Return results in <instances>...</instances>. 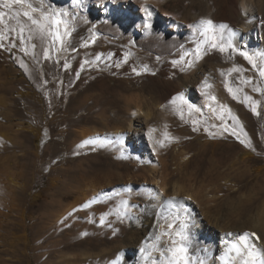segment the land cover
Listing matches in <instances>:
<instances>
[{"label":"rangeland","instance_id":"1","mask_svg":"<svg viewBox=\"0 0 264 264\" xmlns=\"http://www.w3.org/2000/svg\"><path fill=\"white\" fill-rule=\"evenodd\" d=\"M144 1L45 0L46 8L69 13L73 30L66 48L59 53L53 52L50 60L41 56L42 62L49 65L46 67L51 69V77H58L65 64L70 67L80 59V62L94 64L93 71L100 73L95 79L106 88L120 79L130 83L129 89H117L119 97L124 100L116 117L124 131L144 121L147 114L150 119L157 115L156 106L147 103L151 94L158 95L161 105H166L175 96H182L185 100L179 91L187 86L193 91V100L201 103L197 92L201 82L206 80L216 88L221 85V92L211 89L216 97L215 106L201 103L198 108L195 105L200 112L193 111L189 114V121L182 119L176 127L170 128L179 136L169 142L171 154H175L178 144L187 146L191 152L185 158L196 153L198 156L192 158L194 166L202 165V173L191 166L168 174L176 167V161L171 159L167 160L168 169H161L160 158L145 142L148 121H144L139 126L140 139L131 140V144L136 147L137 141L143 139L145 147L139 154H133V160H124V163L103 169L99 173L100 180L109 177L110 184L107 186L108 183L100 181L102 188L87 197L84 192L87 183L79 186L76 171L82 161L95 158L101 150L95 144L76 138L74 131L87 129L102 133L106 126L117 123L107 121L108 124H103L99 112L86 114L91 117L88 123L71 125L62 119L63 116L59 118L53 114L47 117L42 106L44 96L42 99L38 91H31L25 73L30 59L20 49L26 45L16 40L13 48L5 41L6 47L0 48V264H150L141 249L150 251L151 257L158 261L160 249L169 244V238L163 236L156 249L150 246L157 243L155 238L158 235L167 231L170 218L165 221L162 216L166 214L165 201L170 197H176L178 206L187 209L190 215L189 251L193 256L204 260L207 243L220 254L227 238L237 239L245 232L256 233L264 249V190L259 185L264 184V176L258 180L254 171L255 166L264 168V134L262 139L255 134L258 127L264 132V119L260 118L264 111V94H253L259 101V115L247 111L248 114L242 116L244 120L237 116V120H232L225 115L230 131L223 134H220L222 129L213 127L222 123L218 118V105H227L231 110L236 106L246 111L239 97L233 99L224 87L226 79L234 87L252 73L261 88H264V79L239 52L228 58V53L218 52L219 56H216L217 52L212 51L192 67L186 66L188 57L174 66L172 62L180 60L177 50L150 45L147 33H143L145 24L138 26L140 6L147 4ZM31 2L39 7V0ZM159 2V7H152L158 16L157 31L163 39L171 41L193 36L189 25L201 19L227 24L234 11L238 14L239 26L244 17L258 14L260 3L264 4V0H246L243 10L242 0ZM162 9L170 16H165ZM9 23L15 25L14 21ZM116 31L130 33V37L120 38ZM24 35L27 37L28 33ZM12 37L15 38V33ZM43 46L42 43V49ZM84 52L89 54L82 56ZM246 52L256 58L258 65L264 66L261 54L251 50ZM79 53L82 55L78 56ZM97 56L100 59L97 60ZM144 66L147 71L143 70ZM234 66L244 71L221 75V71L227 73ZM27 91L33 94L30 98L22 94ZM60 94V91L56 92V95ZM56 95L52 94L51 101L57 99ZM112 110L110 108L105 115L109 116ZM193 120L198 123L194 125ZM194 127L198 130L194 131ZM210 132L213 135H209ZM245 150L254 156L256 163H247L243 159ZM107 155L114 154L109 152ZM243 182L247 183L240 187ZM148 187L159 188L157 192L162 195L147 194ZM82 194L86 197L83 198ZM122 198L132 207L120 220L116 219V209ZM49 201L51 206L44 208Z\"/></svg>","mask_w":264,"mask_h":264},{"label":"bare ground","instance_id":"2","mask_svg":"<svg viewBox=\"0 0 264 264\" xmlns=\"http://www.w3.org/2000/svg\"><path fill=\"white\" fill-rule=\"evenodd\" d=\"M144 2H147V4L144 3L145 4L144 6H140L138 26H140L143 23L145 24L143 33L145 34L147 33L146 35H148V40H149L148 43L156 47L169 48L168 50L175 49L177 50V56L180 58L181 55H183L185 48L190 49L193 47V44L191 43L193 36H190V37L184 36L181 39H175V41L163 39L161 36V33L157 31L158 29L156 27V22L158 18L157 13L153 11L152 9L153 6L159 7L161 1L159 2V0H146ZM232 4H233V7L235 8V3L233 1H232ZM246 5H247L246 0H242L243 10L246 7ZM209 8L210 7H208V10H211ZM259 8L260 10L258 11V14L253 15L252 13L251 16L244 17L243 20L239 23V26L237 25L238 24V18H237L238 14L235 11L233 13V16L230 18V20L226 22L229 28H231L236 33V35L233 37V43L238 50L237 52L251 50L255 54L259 53L261 55H264V12H263L264 4L260 3ZM162 13L167 17L170 16V14H168L167 10L165 9H162ZM116 32H117V35L120 36V38L130 37V33L122 32V31H116ZM33 43L37 45L35 49V56L33 55L32 50L29 48V53L26 56L28 59H30V64L26 66L25 73L27 75L28 81L30 82L31 91L32 89L38 91L40 93L38 96H40L41 98L44 96V100L42 101V106H43L44 112L46 113L45 115L47 117L53 114H55L56 117H59V118L63 116L62 119L63 120L66 119L65 120L66 123L68 125H71L72 123L74 124H78L81 122L88 123L91 121V117L86 116V114H91L93 112H99L103 116V117L101 116L102 120L104 121L103 124H106V123L108 124V122L109 123L114 122V123H117L118 126L120 125L118 124L120 122L116 116L120 111V107H121L120 104L122 100L124 99L123 97H119L120 95L117 92V89H123V90L129 89L131 86L130 83H128L127 81L123 82L120 79L118 80V83L116 84L113 83L110 88H106L103 83H100V84L97 83V80L95 78L100 77V73L93 71L94 64L93 63H83L82 61L80 62L79 61L80 59L79 60L77 59L76 62L72 64L70 67L64 66L60 70V74L58 77H54V76L51 77L49 76L51 69H47L49 65L48 64L46 65L45 62L43 63L41 59L42 58L41 57L42 56V42L38 39H34ZM216 52L217 51H214V53ZM86 54H89V52L87 53L84 52L83 55L79 53L78 56L79 55L84 56ZM207 54L211 55L212 52H209ZM216 56H219L218 52L216 53ZM190 77L191 75H189V78ZM248 78H251L254 81V83L260 87V83H257L258 81L255 79L254 76H252V73L248 74ZM205 82H207V84H210L206 80L201 82L197 86L198 96H200L201 98V103H204V104L206 103V105L209 104L211 107L215 106L216 101L210 100L209 94L214 95L211 89L216 88V86L210 84L211 85L210 88L205 87ZM252 87H253L252 84L246 85V86L243 85L242 86L243 92L238 95L240 99V103L244 104L243 106L246 107V111H241V109H239V107H236V106L232 107L233 115L237 116L239 120L240 119L244 120L242 116H244V114H248L247 111L248 112L252 111L251 104L243 101V95L247 94L251 96L253 100L256 101L255 98L257 97L256 95H253L254 91H252ZM220 90H221V85H217L216 91L221 92ZM31 91H27V93H22V94L25 96H29L30 98V96L33 95ZM59 91L62 93L60 94V96L56 95V92L58 93ZM179 92H181V94L179 93L180 95H183L185 97V100L188 102V104H191L193 106L196 105L198 108H201L202 104L198 102L196 103L193 100L194 98L192 96L193 91L191 92L190 90H188L187 86L185 89ZM52 94L57 96V99L55 101H51ZM148 100L149 101H147V103L151 105H155L158 111L156 112L157 115L152 117L151 119L149 118L150 117L149 114H147L144 118V121H148V133L145 138L146 141L145 140L144 141L146 142V144L147 142L149 143L147 145L151 146V149L160 158L162 162L161 169H163L164 171L168 169L167 160L171 159V160L176 161V167L173 170H170L168 174H171L170 172L176 171L178 168L184 170L191 166L196 167L197 169L196 172L202 173V170H203L202 165L197 164V166H194V160L192 158H195L198 156L196 153H193L192 155L188 157V159H186L185 158L186 155H188L191 152V150L188 149V147L183 144H178L177 149H175L176 150L175 154H171L170 149H169V141L164 139L165 132H167L169 136L173 139H175L176 137H179L177 136L178 135L177 133H173L172 131H170V128L176 127L179 121H182L180 115L175 110L174 106L169 104V102H167L166 105L164 104L161 105L160 97L155 94L153 95L151 94ZM177 103H179V101ZM32 105L33 107H35L34 101H32ZM110 108L114 110L111 111V114L109 116L105 115L106 114L105 112L110 111ZM183 110H184L183 121H186L189 119V112L187 109V104L183 105ZM82 112H84L85 114L84 115L81 114ZM71 114H73L74 116H72L71 118H66V116L71 115ZM260 118L262 120L264 119V111L261 112ZM144 121L138 122V124H136L137 126H134L133 128H131L130 126L128 131L122 130L121 127L120 126L118 127L117 125L110 126V124L109 126L105 125L107 129L102 133H98V131H95V130H87V129L86 130L83 129L81 131L73 130L76 133L75 135L76 138L79 137L85 143H90L92 145L95 144L97 145L98 149L101 150L95 155V158L94 157L89 158L86 160V162L82 161L80 165H78V167L80 166V168L77 169L76 171L77 173H79L77 175L78 181H80L79 186L83 183L86 185L87 183V187L84 190V192L87 193V197L88 196L92 197L93 195L97 194L99 189L102 188V185H99L100 181H102L100 180L101 176H99V173H101L103 169H105L108 165L116 166V165H119L120 163H124V160H128V159L133 160V154L134 155L139 154L140 149L141 148L143 149L145 147V143H142L143 139L141 141H137L138 145H136V147H133V144H131V140L133 139L137 140L140 137L139 126L141 125V123L143 124ZM250 125L253 128L254 126L253 123ZM258 128L259 130L255 129V134L258 135L260 139H262L263 134H264L262 130L263 128L262 127H258ZM157 130L158 132H156ZM129 132H131V134H128ZM75 141L77 140H74V142ZM160 141H164V146H161ZM109 152H112V154L114 155L108 156L107 153ZM248 152H249L248 150H245L242 152L244 154L243 159L247 163L255 162L254 156H251ZM245 154H248V155H245ZM118 156H121V158L118 159ZM254 171L256 174V178L258 180L261 179L262 176H264V168H261L260 166H257V167L255 166ZM106 173L108 175L110 174L108 172ZM173 175L174 174H172V176ZM212 175L213 174H211L210 177H212ZM102 178L104 179L106 177L103 176ZM110 181L111 179H109L108 177V179H105V181L103 180L102 182L104 184L108 183L107 184L108 186L110 184L109 183ZM246 183L247 182H243L240 187L245 186ZM259 185L264 190V184L262 183ZM158 190L157 188H154V187H150V188L148 187L146 189V193L147 194L152 193L154 196H157L155 195V193H157ZM84 196L86 197V194ZM47 206H51L50 201L48 202L47 205L44 206V208ZM231 237H234V236H231ZM228 239L229 238H227L226 241H229ZM230 240L234 241L236 239L233 238ZM226 241L224 243V247H222L223 251L220 254H219V251L217 252L215 250L212 244H209V243L205 244L207 246L205 257H204L205 264H215L219 262L221 263L219 257L225 251ZM258 247L261 249L262 252H264V249L262 245L260 244V241H258Z\"/></svg>","mask_w":264,"mask_h":264},{"label":"snow or ice","instance_id":"3","mask_svg":"<svg viewBox=\"0 0 264 264\" xmlns=\"http://www.w3.org/2000/svg\"><path fill=\"white\" fill-rule=\"evenodd\" d=\"M0 48H5V41L11 44V47H16V40L22 42L26 46L21 47V51L28 55L29 48L32 50L35 56V49L37 45L32 43L34 39H38L43 43L42 56L45 60L52 59L53 52L59 53L63 51L68 43V37L72 32V22L68 18L69 13L65 11H57L53 8L45 7V0H39V7L33 5L31 0H0ZM150 15V14H149ZM23 17V19H22ZM14 21L15 25L9 23ZM150 26V25H149ZM193 30V37L191 43L193 47L187 49L181 55L180 60H174L172 63L175 66L188 57L186 60V66L192 67L195 62L199 61L209 52L217 51L221 54L228 53L229 57L235 54L238 50L233 43V37L236 33L229 28L227 24H216L211 19H201L193 25H189ZM25 32L28 33L25 37ZM15 33V38L12 34ZM94 39V37H93ZM183 47V46H182ZM10 50V49H7ZM239 54L243 56L252 68L259 72V76L264 79V66L258 65L256 58L253 55H249L246 51H240ZM96 59H100L99 56ZM260 60L264 62V55L260 56ZM87 63V62H85ZM65 67H68L65 64ZM144 71H147V66H144ZM183 71L184 68H181ZM135 71V69H133ZM244 70L240 67H233L228 70L227 73L221 71L222 76L230 75L231 73H241ZM252 84V91L264 94V88L257 86L251 78H244L236 86H230L228 80L224 82V87L232 95L233 99H237L238 95L243 92V88L240 85ZM205 87L210 88L211 85L205 82ZM209 98L212 101H216L214 95L209 94ZM179 101V103H177ZM243 101L251 104V110L253 113L257 112V105L259 101H255L251 96L244 94ZM169 104L173 105L175 110L180 115L181 119L184 118L183 105L187 104L189 114L193 111H199L193 105L188 104L182 96L173 97ZM219 115L218 118L222 121L219 126L213 125L222 129L223 132L230 131L225 115L231 117L232 120H237L232 113V110L227 105H218ZM215 111V109H214ZM193 124H197L198 121L193 120ZM198 130L194 127L193 129ZM208 129L205 128V131ZM232 134L239 136L232 130ZM213 135V133H209ZM164 139L171 142V138L167 132L164 133ZM244 143L243 140L240 141ZM161 146H164V141H160ZM250 146V145H248ZM119 195V194H118ZM149 195H153L150 193ZM157 196H161L162 193H155ZM176 197H170L165 201L166 207L164 209L165 215L162 219L170 222L168 223L167 231L158 235L155 239L156 244L151 245L152 249L158 248L159 241L163 236L169 238V244L160 249V258L157 261L151 257V252L146 249H141V252L145 253V260H150V264H205V261L199 257L193 256L190 251V242L188 228L190 223V215L188 210L182 206H178ZM131 205L128 200L121 199L120 207L116 211L117 219L123 220L131 210ZM107 215V214H106ZM103 222V220L101 221ZM175 225V228H174ZM228 236H232V233H228ZM254 238V239H252ZM259 237L256 233L245 232L236 240L226 241V248L223 254L219 257L221 264H264V252L258 247Z\"/></svg>","mask_w":264,"mask_h":264}]
</instances>
